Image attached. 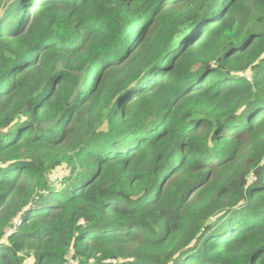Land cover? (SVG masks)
I'll list each match as a JSON object with an SVG mask.
<instances>
[{
	"label": "trees",
	"instance_id": "16d2710c",
	"mask_svg": "<svg viewBox=\"0 0 264 264\" xmlns=\"http://www.w3.org/2000/svg\"><path fill=\"white\" fill-rule=\"evenodd\" d=\"M0 264H264V0H0Z\"/></svg>",
	"mask_w": 264,
	"mask_h": 264
},
{
	"label": "rangeland",
	"instance_id": "374dc122",
	"mask_svg": "<svg viewBox=\"0 0 264 264\" xmlns=\"http://www.w3.org/2000/svg\"><path fill=\"white\" fill-rule=\"evenodd\" d=\"M66 173V169L65 168H60L56 173L55 175L52 176V178L54 180H58L60 179L64 174Z\"/></svg>",
	"mask_w": 264,
	"mask_h": 264
}]
</instances>
